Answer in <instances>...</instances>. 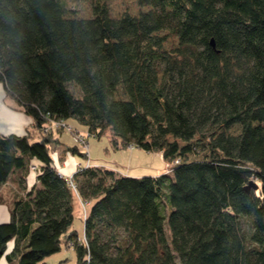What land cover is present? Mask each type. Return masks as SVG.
<instances>
[{"label":"trees","instance_id":"obj_1","mask_svg":"<svg viewBox=\"0 0 264 264\" xmlns=\"http://www.w3.org/2000/svg\"><path fill=\"white\" fill-rule=\"evenodd\" d=\"M136 2L76 17L65 0H0V82L35 128L0 132V186L34 177L8 202L0 259L48 264L67 247L73 264H264V0ZM69 119L170 166L84 162L73 189L60 162L84 151L43 130Z\"/></svg>","mask_w":264,"mask_h":264},{"label":"rangeland","instance_id":"obj_2","mask_svg":"<svg viewBox=\"0 0 264 264\" xmlns=\"http://www.w3.org/2000/svg\"><path fill=\"white\" fill-rule=\"evenodd\" d=\"M96 0H65L68 8L67 14L76 17H89L92 15V7ZM106 6L110 16L117 17L126 12L129 14H136L146 7H140L136 0H105ZM165 34L166 40L164 47L169 48L176 44V37L167 31H162ZM120 96V93L117 94ZM67 123L71 125V130H67L64 126L56 127L54 124L46 123L43 127L44 131L49 130H62L61 140L69 143V145L78 144L80 149L84 151L85 156H88L92 163H98L101 166L112 168L119 173L128 174L131 176H143L157 174V172H164L166 162L162 158L161 151L148 152L143 149L133 147L132 145H123L117 140V145L114 146L111 141L109 130H105L101 136L95 137L88 135L85 128L73 120H68ZM82 130L81 133L87 139V153L79 142L76 134ZM233 131L238 130V126H234ZM79 131V132H80ZM199 154H203V150H199ZM160 155V156H159ZM77 159L83 163L85 158L76 155ZM191 159V155L187 157ZM77 168V166H76ZM83 209L75 212L72 226L76 229L81 227V213ZM59 260L61 264H73L75 261V253L73 249L62 247V249L46 258L48 264H57ZM12 264V263H9Z\"/></svg>","mask_w":264,"mask_h":264},{"label":"crops","instance_id":"obj_3","mask_svg":"<svg viewBox=\"0 0 264 264\" xmlns=\"http://www.w3.org/2000/svg\"><path fill=\"white\" fill-rule=\"evenodd\" d=\"M33 124V119L15 105L12 99L6 94L3 84L0 82V132L4 134L15 133L23 135L29 133L34 135L35 128ZM57 134L58 132L54 131V136ZM61 134L62 131L59 132L58 139L62 145L58 144V147L69 144L61 140ZM80 164H83V162L77 159L76 156H68L66 160L60 162L61 171L65 175L72 174L75 171L76 166ZM158 173L160 172H157V174ZM33 183V175L29 174L26 181L20 183L15 172L14 175H11L10 178L0 186V223L8 221L10 218L8 202L12 196L15 193L21 194L24 186L30 187ZM0 264L9 263H7L5 258L2 257L0 259Z\"/></svg>","mask_w":264,"mask_h":264},{"label":"built area","instance_id":"obj_4","mask_svg":"<svg viewBox=\"0 0 264 264\" xmlns=\"http://www.w3.org/2000/svg\"><path fill=\"white\" fill-rule=\"evenodd\" d=\"M51 124H54L56 127H60V126H64V128H66L67 130H71V125L67 124L65 121L63 120H54V121H51L50 122ZM78 131V130H76ZM89 135V134H88ZM78 140L80 143H82V147L84 148V150H86V153H87V139L84 137V135L81 133V132H77L76 134ZM83 151V150H82ZM90 164V160L88 158V156H86V161H85V165H88ZM166 165H169L170 166V163L166 162ZM78 167V166H77ZM71 175L72 174H69L66 176V179H67V182H68V185H70V187H72L74 189V184L71 180Z\"/></svg>","mask_w":264,"mask_h":264},{"label":"water","instance_id":"obj_5","mask_svg":"<svg viewBox=\"0 0 264 264\" xmlns=\"http://www.w3.org/2000/svg\"><path fill=\"white\" fill-rule=\"evenodd\" d=\"M210 43L213 45L212 40L210 41ZM250 187L255 188L256 184L253 181H249V183L245 186L246 189H249Z\"/></svg>","mask_w":264,"mask_h":264}]
</instances>
